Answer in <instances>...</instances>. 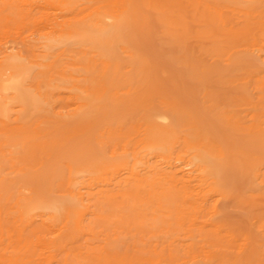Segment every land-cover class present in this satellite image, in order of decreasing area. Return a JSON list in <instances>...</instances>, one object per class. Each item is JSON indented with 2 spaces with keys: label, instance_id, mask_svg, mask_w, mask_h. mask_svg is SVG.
Wrapping results in <instances>:
<instances>
[{
  "label": "rangeland",
  "instance_id": "374dc122",
  "mask_svg": "<svg viewBox=\"0 0 264 264\" xmlns=\"http://www.w3.org/2000/svg\"><path fill=\"white\" fill-rule=\"evenodd\" d=\"M128 2L132 23L123 44L129 52L120 46L114 49L123 83L101 89L88 116L81 120L47 117V125L41 127L47 129L48 136L35 137L29 144L31 154L26 163L31 183L1 184V203L11 211L35 201L53 200L61 207L66 193L58 174L65 170L68 160L80 162V155L97 160L103 150L110 156V149L121 147L137 130L147 109L156 106L180 118L182 136L201 138L208 134L212 144L217 136L231 140L234 147L230 156L219 157L224 161L220 171L226 188L221 195L209 197L205 210L190 208L181 195L158 210H154L155 202L149 196L142 202L123 194L112 201L93 198L87 202L90 208L85 220L90 230L79 233L58 257L67 258L69 264H151L145 261L147 257H160L159 264H264V89L258 80L262 70L251 62H225L233 35L244 37L264 28V3L247 14L225 0ZM220 10L236 29L221 26ZM74 17L62 15L60 20ZM15 30L13 24L5 27L1 44L14 45L29 55L38 47L39 32L32 27ZM49 53L57 87L55 111H59L75 84L72 75L84 71L88 62L100 70L102 64L96 62L88 45H57ZM185 145L181 139L175 146L176 154ZM179 215L184 216L187 226L192 217L196 218L189 233L179 225ZM202 223L206 224L204 230ZM204 232L210 242L201 241ZM98 238L117 244L120 258L105 261L89 255L90 248L99 245ZM189 246L192 252L187 251ZM136 249H143L145 257L131 263L126 251Z\"/></svg>",
  "mask_w": 264,
  "mask_h": 264
},
{
  "label": "bare ground",
  "instance_id": "6f19581e",
  "mask_svg": "<svg viewBox=\"0 0 264 264\" xmlns=\"http://www.w3.org/2000/svg\"><path fill=\"white\" fill-rule=\"evenodd\" d=\"M225 1L247 14H253L264 3V0ZM128 8V0H0V185L8 181L31 183L26 163L31 154L29 144L35 137L48 136L47 129L41 127L48 122L47 117L59 115L67 120H81L88 116L101 89L123 83L114 49L120 46L128 51L123 44L132 23ZM70 14L75 17L60 20L62 15ZM219 21L225 29H236L222 10ZM11 24L17 30L32 27L39 32L38 47L31 49L29 55L14 45L1 44L4 29ZM233 36L225 62L228 65L251 62L264 73V28L244 37ZM69 43L90 46L102 70L88 62L84 71L73 74L75 84L60 110L55 111L53 97L57 87L51 75L49 51ZM261 73L258 80L264 89ZM180 125L176 114L152 106L121 147L112 144L110 156L103 150L97 160L89 155H80L81 161L76 163L68 160L65 170L58 174L66 193L61 207L53 200L35 201L11 211L0 201V264H53L54 261L69 264L67 258L58 257L59 253L76 241L79 233L90 230L85 220L90 208L87 202L93 198L112 201L123 194L142 202L144 196H149L155 202L154 210H158L181 195L190 208L205 210L209 197L221 195L226 188L220 165L230 156L234 145L218 136L212 144L208 134L201 138L182 136ZM181 139L186 145L176 154L174 149ZM112 184L114 187L110 188ZM142 208L147 211L144 204ZM195 220L192 217L187 226L184 216L178 217L185 233H189L188 228ZM205 227V223L200 226L201 230ZM213 227L221 234L219 226ZM200 239L203 243L211 241L205 232L200 234ZM98 242L97 247L90 248L89 255L105 261L120 258V248L113 241L98 238ZM187 251L192 252L193 248L189 246ZM126 254L131 263L145 257L143 249L131 253L127 250ZM145 261L159 264L161 259L147 257Z\"/></svg>",
  "mask_w": 264,
  "mask_h": 264
}]
</instances>
